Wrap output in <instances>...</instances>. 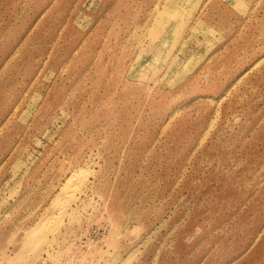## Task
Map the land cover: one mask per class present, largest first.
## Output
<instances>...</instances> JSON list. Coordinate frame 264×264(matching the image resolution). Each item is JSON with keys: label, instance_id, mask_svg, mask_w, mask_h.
Returning <instances> with one entry per match:
<instances>
[{"label": "rangeland", "instance_id": "rangeland-1", "mask_svg": "<svg viewBox=\"0 0 264 264\" xmlns=\"http://www.w3.org/2000/svg\"><path fill=\"white\" fill-rule=\"evenodd\" d=\"M0 264H264V0H0Z\"/></svg>", "mask_w": 264, "mask_h": 264}, {"label": "bare ground", "instance_id": "bare-ground-1", "mask_svg": "<svg viewBox=\"0 0 264 264\" xmlns=\"http://www.w3.org/2000/svg\"><path fill=\"white\" fill-rule=\"evenodd\" d=\"M70 179H68V180H70ZM85 179H86V176L84 175V178L80 180L81 183L84 182ZM45 233H46L45 230H32V231H28V233L22 232L20 234V242L18 244L19 250L23 253V252H25L26 248H29L31 246V244H34L37 241L40 244L41 243L44 244L46 241V236H45L46 234Z\"/></svg>", "mask_w": 264, "mask_h": 264}]
</instances>
